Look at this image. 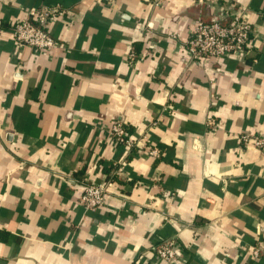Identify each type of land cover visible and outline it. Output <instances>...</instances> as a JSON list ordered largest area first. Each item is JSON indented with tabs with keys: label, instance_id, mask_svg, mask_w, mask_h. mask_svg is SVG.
I'll use <instances>...</instances> for the list:
<instances>
[{
	"label": "crops",
	"instance_id": "crops-1",
	"mask_svg": "<svg viewBox=\"0 0 264 264\" xmlns=\"http://www.w3.org/2000/svg\"><path fill=\"white\" fill-rule=\"evenodd\" d=\"M156 3L0 0L7 26L63 13L54 49L0 36V264H155L170 238L177 264H264V152L240 140L264 137V0ZM240 14L246 56L189 60L197 21ZM102 181L105 205L85 211L82 187Z\"/></svg>",
	"mask_w": 264,
	"mask_h": 264
},
{
	"label": "built area",
	"instance_id": "built-area-1",
	"mask_svg": "<svg viewBox=\"0 0 264 264\" xmlns=\"http://www.w3.org/2000/svg\"><path fill=\"white\" fill-rule=\"evenodd\" d=\"M161 0H157L156 6ZM58 8L40 7L30 9L26 18L11 25H5L0 18V36L7 29L12 39L36 51H46L57 46L56 40L48 32L47 27L52 21L62 16ZM6 30V31H7ZM252 28L244 14L233 15L229 24L217 22L207 23L197 21L189 32L185 41V50L190 61L206 63L210 59L226 60L234 56H246L248 44L252 37ZM129 58L132 61L135 54L131 52ZM108 134L117 146L126 149L134 147V141L129 137L125 125L121 121H115ZM245 146L252 145L264 152V137H251L243 134L240 137ZM150 156L159 158L161 152L150 149ZM110 182L102 181L97 184H85L79 196V205L85 211H97L105 205ZM160 187V186H159ZM257 256V250L253 252ZM182 259V250L176 238L165 239L154 248L155 264H177Z\"/></svg>",
	"mask_w": 264,
	"mask_h": 264
}]
</instances>
